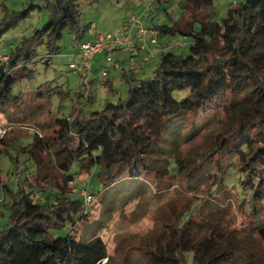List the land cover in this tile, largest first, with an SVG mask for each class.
Wrapping results in <instances>:
<instances>
[{
  "label": "trees",
  "instance_id": "trees-1",
  "mask_svg": "<svg viewBox=\"0 0 264 264\" xmlns=\"http://www.w3.org/2000/svg\"><path fill=\"white\" fill-rule=\"evenodd\" d=\"M157 1L173 0H153L152 5ZM180 3L183 11L179 19L173 24L155 23L152 28L157 32L158 43L164 33L189 37L185 45L178 44L187 47V53L172 50L170 45L174 43L168 41L167 47L159 51L162 54L155 74L142 78L138 77L140 71L115 67V62L124 66L131 58L136 59L133 49L123 51L127 53L124 58L111 63L130 83L126 98L109 101L89 118H80L78 114L54 117L56 127L52 135L35 134L25 146L16 142L18 149L33 159L35 170L27 168V174L34 175L36 186L30 181L29 189L21 183L14 188L6 182L7 189L0 185L5 195H11L9 221L0 224V264H101L105 258L109 260L102 236L94 235L85 241L76 236L78 224L88 220L90 213L82 196L68 194L65 186L55 191L47 185L40 186L42 182L50 185L54 181L48 172H43L42 162L47 154L54 157L57 168L66 176L75 163L80 171L93 172L107 189L120 176L144 177L151 165L145 155L160 142L175 119L187 114L200 116L209 107H222L226 113L238 109L239 120L231 124L217 149L225 150L231 161L240 160L237 168L247 176L245 189L264 186L260 180L264 172V0L233 1L226 17L217 19L216 0ZM18 6V0H0V41L7 31L22 25L36 8L49 10V20L21 44L7 43L0 51V112L23 99L24 93L15 94L14 86L33 76L30 65L40 43L46 44L51 55L60 52L58 42L66 29L77 37L86 35L75 0H23ZM164 44L160 43V48ZM138 46L141 48L139 43ZM105 64L102 69L110 63ZM90 78H85L87 86L93 82ZM103 83L107 85L108 81ZM178 91L182 95L177 97ZM35 94V98L47 95L43 88ZM0 143L4 145L0 154L8 153L12 149L9 146H16L15 141L8 145L3 138ZM84 185L90 189L89 181L82 188ZM90 193L95 197L91 189ZM2 202L6 203L5 198ZM193 213L182 214L166 240H159L152 250L147 249V264H187L188 252L193 254V264L232 261L231 248L222 250L216 242L215 234L219 236L220 229L213 227L206 237L193 232ZM257 232L264 244V219L258 223ZM246 264H264V249L260 259Z\"/></svg>",
  "mask_w": 264,
  "mask_h": 264
},
{
  "label": "rangeland",
  "instance_id": "rangeland-1",
  "mask_svg": "<svg viewBox=\"0 0 264 264\" xmlns=\"http://www.w3.org/2000/svg\"><path fill=\"white\" fill-rule=\"evenodd\" d=\"M22 1L18 0V8ZM233 1L216 0V19L226 17ZM75 2H78L80 25L86 29V35L77 37L71 29H66L58 42L60 52L51 55L46 44L37 46L35 61L30 65L33 76L17 81L14 86L15 94L24 93L23 99L0 112V134L3 132L0 139L3 138L8 145L15 141L25 146L35 134L52 135L56 127L54 117L78 114L80 118H89L95 109L102 110L109 101L118 102L128 95L130 83L112 63L107 65L108 76L102 75V65H106L103 54H97V59L95 57L94 74L90 78L93 82L89 86L84 77L73 72L70 63L79 62L81 58L79 41L91 39L98 30L115 34L122 22L143 10L145 0ZM165 7H168L169 16ZM182 11L180 0L157 1L144 21L151 28L155 23L173 24ZM48 20L49 10L36 8L22 25L3 35L0 51L7 43L21 44L37 28L44 27ZM153 36L156 35L149 30L146 42L150 48L142 50L138 46L133 49L136 60L149 58L139 70L138 77L155 74L161 59L162 53H157L162 42L173 41L174 44L170 45L172 50L187 53V47L179 46L176 41L187 42L189 37L164 33L155 44L151 40ZM126 54L116 51L114 61L123 59ZM105 80L107 85L103 83ZM39 88H43L47 95L40 94L35 98ZM175 95L181 96L182 92ZM239 118L238 109L226 113L222 107H209L200 116L187 114L175 119L167 126L160 142L155 143L145 155L151 165L148 166L150 170H145L144 177L131 179L120 176L107 189L97 181L93 172L80 171L75 163L66 176L57 168L54 157L47 154L42 162L43 172H48L54 181L50 185L42 182L40 186L47 185L50 191L65 186L63 188L68 194L80 197L84 182L89 181L91 192L96 195L88 206L85 205V208H90L89 219L78 224L76 236L79 241L94 235L105 239L109 260L105 258L101 264H147V249H154L159 240L164 242L172 227L177 225L178 218L187 211L194 212L192 229L199 237L209 236L213 227L220 229L219 236L215 234L216 242L222 250L230 247L232 256V261L224 264H246L260 259L263 254L264 244L258 235L257 225L264 219V186L245 189L243 185L247 176L237 168L241 165L240 160L231 161L225 150L217 149L228 128ZM3 146L0 143V148ZM9 147L12 149L8 153L0 154V185L7 189L6 182L14 188L21 183L29 189L30 181L36 186L34 175L27 174L28 169L35 170L33 159L21 152L17 143ZM224 167L226 173H223ZM70 173L73 176H69ZM263 175L264 172L260 180L264 185ZM10 196L0 189V197L6 202H0L2 225H6L10 218ZM256 209L261 210L257 212ZM187 257V264H193V254L188 252Z\"/></svg>",
  "mask_w": 264,
  "mask_h": 264
},
{
  "label": "built area",
  "instance_id": "built-area-1",
  "mask_svg": "<svg viewBox=\"0 0 264 264\" xmlns=\"http://www.w3.org/2000/svg\"><path fill=\"white\" fill-rule=\"evenodd\" d=\"M153 0H146L144 4V9L138 14H133L127 21L125 20L117 28L115 34L113 32L102 33L97 31L94 37L87 41H80L78 44L79 56H81L79 62L70 63V68L73 72L77 74H82L86 79L90 78L94 73V63L97 54H103L106 63H111L114 61V54L116 51H130L134 49L139 43L141 49L145 50L150 48V45L146 42L149 30H152L155 37H151L153 43H158L157 32L154 28L146 25L144 18H147L148 11L152 5ZM176 44L185 45L183 41H176ZM163 45L160 50L165 49L167 46ZM6 58V56H4ZM149 58L146 57L143 61H138L131 58L128 63L124 66L120 65L119 62H115V67L118 69L132 70L138 72ZM108 69L104 68L102 70V75L108 76ZM2 130L0 129V132ZM3 133V132H2ZM1 133V134H2ZM0 134V135H1ZM85 202V204H90L94 196L90 193L88 185H84V188L80 190V194ZM2 198L0 197V202Z\"/></svg>",
  "mask_w": 264,
  "mask_h": 264
},
{
  "label": "crops",
  "instance_id": "crops-1",
  "mask_svg": "<svg viewBox=\"0 0 264 264\" xmlns=\"http://www.w3.org/2000/svg\"><path fill=\"white\" fill-rule=\"evenodd\" d=\"M235 1H237V0H235ZM237 2H238V1H237ZM152 26H153V24H152ZM93 37H94V35L92 36V38H93ZM92 38H91V39H92ZM159 53H160V52L158 51L157 55H158ZM96 56H97V55H96ZM96 59H97V57H96Z\"/></svg>",
  "mask_w": 264,
  "mask_h": 264
}]
</instances>
